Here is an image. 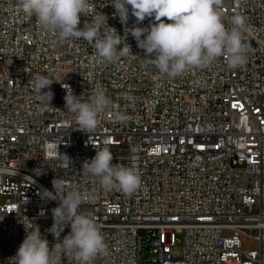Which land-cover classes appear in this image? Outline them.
Masks as SVG:
<instances>
[{
	"label": "built area",
	"instance_id": "2783aa9c",
	"mask_svg": "<svg viewBox=\"0 0 264 264\" xmlns=\"http://www.w3.org/2000/svg\"><path fill=\"white\" fill-rule=\"evenodd\" d=\"M89 2L90 15L105 14L121 35L135 23L130 15L122 25L109 0ZM218 11L241 32L246 63L230 68L219 58L170 78L130 35L133 55L103 61L82 39L58 41L17 0H0V264H16L31 223L55 243L47 230L58 201L38 194L55 177L84 194L81 209L100 226L107 254L92 264H264V0H220ZM36 75L53 83L51 105L35 92ZM62 83L82 101L97 88L111 101L93 131L78 130L66 112ZM104 148L138 171L132 194L82 171ZM175 233L184 235L181 256ZM241 238L258 250L242 251Z\"/></svg>",
	"mask_w": 264,
	"mask_h": 264
},
{
	"label": "clouds",
	"instance_id": "9594fccd",
	"mask_svg": "<svg viewBox=\"0 0 264 264\" xmlns=\"http://www.w3.org/2000/svg\"><path fill=\"white\" fill-rule=\"evenodd\" d=\"M122 25H127L130 15L135 17L132 27H125L121 35L107 24L108 17L99 12L90 15L93 4L89 0H17V5L29 17H35L39 25L54 34L58 41L81 40L94 46L98 56L107 62L133 55L127 38L130 35L144 55L154 57L159 73L170 78L182 75L192 68H206L219 58L228 67L238 68L246 63V48L238 28L228 29L218 11L220 0H109ZM90 17L80 27L81 16ZM150 18L148 26H139ZM235 25H241L237 17ZM111 31H105L104 26ZM123 45L121 48L120 46ZM33 88L42 102L51 105L53 84L44 75H36ZM66 90V112L74 115L78 130L93 131L99 116L109 108L111 101L99 88L86 100L77 97L70 85L62 83ZM48 89L47 91H44ZM116 119L125 117L117 114ZM64 156V166L72 160ZM113 155L107 148L96 149L95 156L83 162L82 171L99 179L100 185L110 190L119 188L132 194L140 186V175L134 167L113 163ZM53 190L38 193L43 200L58 201L51 209L53 224L47 231L54 237L50 242L41 233L39 225L26 231L15 256L16 264H63L71 258L74 264H92L98 255L107 254V245L100 226L92 215L81 209L85 196L75 186L65 190V182L55 177ZM90 199V197H89ZM66 227L70 232L61 238Z\"/></svg>",
	"mask_w": 264,
	"mask_h": 264
},
{
	"label": "rangeland",
	"instance_id": "374dc122",
	"mask_svg": "<svg viewBox=\"0 0 264 264\" xmlns=\"http://www.w3.org/2000/svg\"><path fill=\"white\" fill-rule=\"evenodd\" d=\"M175 246L173 248V252L177 253L179 256L183 253L184 247V235L182 233H175L174 235ZM241 250L244 252L247 251H257L258 243L257 241L249 238H241ZM149 257L147 251L145 250L142 254L143 260H146ZM229 264H236L235 262H230Z\"/></svg>",
	"mask_w": 264,
	"mask_h": 264
}]
</instances>
